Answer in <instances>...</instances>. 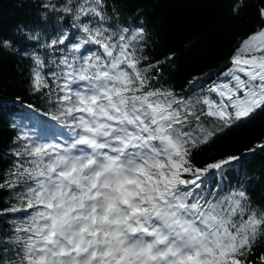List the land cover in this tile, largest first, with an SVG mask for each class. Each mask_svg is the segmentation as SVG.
I'll return each mask as SVG.
<instances>
[{
    "label": "snow or ice",
    "instance_id": "6c2138e0",
    "mask_svg": "<svg viewBox=\"0 0 264 264\" xmlns=\"http://www.w3.org/2000/svg\"><path fill=\"white\" fill-rule=\"evenodd\" d=\"M42 7L72 16L83 33L75 43L66 33L51 40L67 54L51 67L33 55L28 77L71 140L18 134L3 184L22 188L10 211L26 218L10 245L0 240V264H257L249 257L264 237V211L251 207L242 186L227 195L205 191L241 157L200 167L192 156L216 139L201 127L203 116L234 122L264 109V26L243 41L197 111L149 86L143 28L111 30L105 0Z\"/></svg>",
    "mask_w": 264,
    "mask_h": 264
},
{
    "label": "trees",
    "instance_id": "16d2710c",
    "mask_svg": "<svg viewBox=\"0 0 264 264\" xmlns=\"http://www.w3.org/2000/svg\"><path fill=\"white\" fill-rule=\"evenodd\" d=\"M49 2L71 6L80 0H0V42L12 44L11 49L0 47V240L7 245L16 225L26 218L24 212L10 211L22 188L3 184L13 167L18 134L31 129L51 136L71 129L51 122L54 108L28 84L33 55L51 67L52 60L67 54L64 46L50 47L51 40L66 33L75 43L83 36L72 16L42 7ZM105 5L111 30L143 28L141 67H150L149 86L171 91L192 102L189 106L197 111L202 105L196 101L208 96L213 82L233 67L232 58L243 41L264 26V0H105ZM201 127L216 139L194 152L195 165L203 167L228 155L241 157L235 168L216 176L205 191L222 190L227 195L242 186L251 207L264 211V148L259 147L264 145V109L234 122L203 116ZM6 244L0 243V248ZM261 254L264 237H258L249 259L258 264Z\"/></svg>",
    "mask_w": 264,
    "mask_h": 264
}]
</instances>
